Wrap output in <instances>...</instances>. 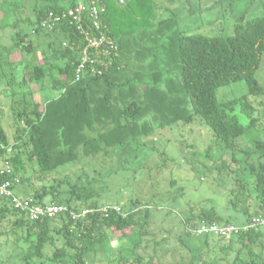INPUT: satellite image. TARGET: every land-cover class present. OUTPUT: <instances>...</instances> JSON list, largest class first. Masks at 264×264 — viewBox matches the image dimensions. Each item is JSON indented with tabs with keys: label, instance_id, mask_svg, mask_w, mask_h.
I'll return each instance as SVG.
<instances>
[{
	"label": "trees",
	"instance_id": "trees-1",
	"mask_svg": "<svg viewBox=\"0 0 264 264\" xmlns=\"http://www.w3.org/2000/svg\"><path fill=\"white\" fill-rule=\"evenodd\" d=\"M81 1L0 0V11L9 12L0 30H13L7 44L0 43V96L9 98L12 119L9 136L0 107V184L9 182L10 191L0 196V264L14 257L20 264H163L180 249L185 256L173 264H264V226L254 224L264 221V84L255 77L264 55V17L240 19L231 34L206 37L177 30V19L162 18L163 5L155 0ZM78 4L85 7L81 29L67 17ZM85 33L95 39L101 33L105 42L97 55L87 49L90 61L76 79ZM38 50L40 61L30 69ZM34 86L53 97L36 101ZM196 122L212 140L183 157L199 181L216 174L220 184L223 173L232 180L223 211L207 204L193 214L190 201L175 223L163 207L142 206L137 198L124 206L102 201L95 186L112 173H82L72 183L35 190L29 185L32 175L106 150L138 154L164 130ZM160 159V166L171 160L163 151ZM177 192L178 198L182 187ZM22 195L67 211L29 221L11 204ZM155 221L170 225L162 230L166 237L149 230ZM201 224L234 231L220 245L214 235H196ZM6 242L15 250L4 259Z\"/></svg>",
	"mask_w": 264,
	"mask_h": 264
},
{
	"label": "rangeland",
	"instance_id": "rangeland-1",
	"mask_svg": "<svg viewBox=\"0 0 264 264\" xmlns=\"http://www.w3.org/2000/svg\"><path fill=\"white\" fill-rule=\"evenodd\" d=\"M77 2L81 3L82 1L77 0ZM155 2L163 5V9L159 11L162 18L173 17L177 19V30L198 33L206 37L231 34L233 25L240 19L264 17V0H155ZM8 13L7 11H0L1 24H3ZM12 32L10 27L0 30V43L7 44L6 38ZM35 58L30 61V69L40 61V50L36 52ZM255 77L261 84H264V55ZM32 90L35 92L34 99L39 102H42L43 95L46 97H53L54 95L50 91H46L44 94L38 92L35 86ZM257 104L258 102L255 103V105ZM0 107L3 113L1 125L11 136L12 119L9 112L8 97L0 96ZM237 116H239L238 113ZM239 120L245 124L242 117H239ZM208 130L199 122L190 125L179 123L172 129L164 130V134L156 136L153 139L154 143L147 139L150 144L149 148L139 151L138 154L127 153L124 155L126 148L120 151L106 150L94 157L81 159L58 168L42 177L32 175L29 185L35 190L65 180L72 183L82 173H87L89 176H96L95 172L99 175L112 173L110 177L104 178L95 186L102 194V201L110 203L116 201L119 206H124L130 199L137 198L142 206L148 203L149 206L159 205L160 209L163 207V210L168 211L164 212L169 213L171 221L175 223L181 210L188 211L187 203L190 201L198 203V205L193 203L190 206L193 214H197L200 207L207 204H214L218 210L223 211L227 206L226 195L228 189L231 188L232 180L227 177L226 173H223L220 184L217 183L216 174L199 181L183 157L184 155L189 158L192 152H202L209 146L212 137L211 131ZM241 147L248 146L241 144ZM162 151L171 159L165 166H160L162 160H159V152ZM124 157L127 159L120 162ZM117 168L119 171L116 173L114 171ZM170 180L175 181L173 187L170 186ZM180 187H182L183 193L177 198L178 193L180 194L177 192V188ZM207 199L210 201L208 202ZM44 202L49 203V199ZM151 211L153 214L155 210L152 209ZM4 226L7 228L8 224L5 222ZM175 228L173 226L171 229L176 230ZM163 229H170V225L166 222L155 221L149 227V230L155 233L158 238L166 237L165 233L162 232ZM227 240V237L221 240L220 245L226 244ZM1 241L4 242L5 239L1 238ZM172 241L177 244L174 240ZM113 245L117 246L119 242L115 240ZM212 247L215 251L213 254L219 258L220 254L217 252V247ZM14 248L10 242H6L2 248L3 258L5 259L11 254L15 250ZM51 249L53 250V248L48 249V255L51 254ZM179 251L174 258L170 254L163 257V264H173L180 259V256H185L183 250L180 249ZM89 263H91L90 259ZM4 264H20V260L14 257L6 260Z\"/></svg>",
	"mask_w": 264,
	"mask_h": 264
},
{
	"label": "built area",
	"instance_id": "built-area-1",
	"mask_svg": "<svg viewBox=\"0 0 264 264\" xmlns=\"http://www.w3.org/2000/svg\"><path fill=\"white\" fill-rule=\"evenodd\" d=\"M85 10V7L82 4H78L74 9H71L67 13V17L72 19V22H74L77 25V29H81V18L82 14ZM97 14L98 10L91 6L89 16H91L94 20L93 26L95 29H98L97 24ZM84 40L87 43V47L83 50L82 53V59L80 61V64L76 70V79H78L79 74L81 70L83 69V66L86 62H89V57L87 55V49H93L97 54H99V47L100 45L105 42L104 36L100 33L99 38L95 39L88 35V33L84 34ZM106 52L103 51L102 55H104ZM6 164H4L5 168ZM6 169V168H5ZM9 182H5L3 184H0V196H10V191L8 190ZM12 207L14 210H16L19 213H22L25 215V217L29 221H37L42 219H52L56 217L57 215L63 214L67 211V208L62 205H40L35 203L32 199L28 198H22V197H13L12 198ZM117 211L118 209L115 208ZM85 212H82V215H84ZM71 217L74 218V215L71 214ZM254 224H259L264 226V221L261 219H255ZM234 231L233 227H218L216 224H212L207 226L201 227L197 234H202L205 232L212 233L216 235L219 238H228L231 232Z\"/></svg>",
	"mask_w": 264,
	"mask_h": 264
},
{
	"label": "clouds",
	"instance_id": "clouds-1",
	"mask_svg": "<svg viewBox=\"0 0 264 264\" xmlns=\"http://www.w3.org/2000/svg\"><path fill=\"white\" fill-rule=\"evenodd\" d=\"M22 198H25L24 196H22ZM47 205H62V204H46V205H44V206H47ZM62 206H65V205H62ZM66 207V206H65ZM117 209L119 210V208L117 207ZM22 214V213H21ZM24 215V214H23ZM25 216V215H24ZM212 225V224H211ZM203 226H209V225H206V224H201L198 228H196L195 229V232H196V235L197 236H200V235H204V234H211V235H214V234H212V233H209V232H205V233H202V234H197V231L201 228V227H203ZM214 237H216V238H218V239H226V238H219V237H217L216 235H214ZM227 239H229V237L227 238Z\"/></svg>",
	"mask_w": 264,
	"mask_h": 264
}]
</instances>
